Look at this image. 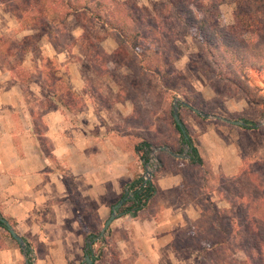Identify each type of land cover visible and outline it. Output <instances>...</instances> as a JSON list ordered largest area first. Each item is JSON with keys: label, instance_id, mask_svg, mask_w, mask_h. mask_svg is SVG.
I'll return each mask as SVG.
<instances>
[{"label": "crops", "instance_id": "0c3cea01", "mask_svg": "<svg viewBox=\"0 0 264 264\" xmlns=\"http://www.w3.org/2000/svg\"><path fill=\"white\" fill-rule=\"evenodd\" d=\"M109 33L104 47L111 54L120 44L110 28ZM50 45L70 72L67 81L58 76L21 81L0 67L2 217L31 245L39 264H79L89 252H103V259L114 261L132 258L139 264H164L182 247L190 259H199L203 242L196 238V227L206 216L204 199L221 211L233 207L217 185H206L201 172L209 168L216 183L219 178L246 179L245 158L238 147L214 138L211 130L202 131L194 144L206 163L199 167L190 165V149L186 156L179 142L168 145L172 153L184 157L161 151L150 205L123 214L101 237L114 206L146 173V165L124 134L130 129L117 124V118L134 115V108L122 97L118 103L103 104L108 93L89 90L85 63L72 58L69 50L56 51ZM62 85L67 89L61 90ZM68 97L82 101V108L69 104ZM39 115L45 135L38 130ZM183 228L187 233L181 232ZM89 237L94 238L91 247ZM26 261L19 243L0 227V264Z\"/></svg>", "mask_w": 264, "mask_h": 264}, {"label": "rangeland", "instance_id": "374dc122", "mask_svg": "<svg viewBox=\"0 0 264 264\" xmlns=\"http://www.w3.org/2000/svg\"><path fill=\"white\" fill-rule=\"evenodd\" d=\"M253 1L120 0L135 10L139 20L145 19L142 34L146 33V40L140 44L152 52L158 51L162 58L166 57V61L172 60L166 67L168 77L164 80L165 85L170 88L168 91L156 84L157 81L147 91L143 82L138 80L136 53L139 50L132 45L122 43L111 54L105 52L104 45L110 38L109 28L93 21L86 11L71 14L64 28H25L27 24L33 23L32 20L41 23V14L48 15L42 10L43 6L29 8L27 0H0V67L5 72L10 71L13 77L21 81L48 80L55 76L67 81L70 72L68 68L64 69V62L59 61L50 44L56 51L69 50L72 58L85 63L89 90L99 89L102 95L108 93L104 96L103 104L109 106L118 103V98L122 97V102H130L133 106L134 115L119 121L117 118V124L130 129L124 134L134 146L142 139L152 143L150 160H158V168L152 181L160 167L161 147L176 146L179 142L181 151H186L185 155L188 156L189 147L181 143V134L173 122L174 104L178 103L177 112L187 135L195 145L199 143V136L204 131L211 130L214 138L225 140L229 145L233 141L238 147V152L245 158L246 176V179L241 178L240 188L250 194L240 200V205L254 207L248 199L255 198L254 202L258 203L256 206L264 207V199H260L264 194V49L260 53L257 50V45L264 44V13L256 8L258 3L250 4ZM168 2L191 6L194 18L185 16L187 21L179 22L172 13L173 6L170 7ZM10 8L19 11L21 21ZM216 12L217 18L214 15ZM203 20L207 24L200 29ZM243 44H246L245 47ZM240 47L244 51L238 53L237 48ZM242 58L250 60L253 65L251 69L242 68ZM145 62L148 67H156L153 56L147 57ZM162 71L165 72V69L162 68ZM242 76H245V80ZM230 79H233V84ZM45 82L43 85L47 88ZM64 89L67 86L62 85L61 90ZM68 99L69 104L72 102L73 106H77L75 108H82V101ZM185 104L209 117L197 115ZM111 117L114 120V116ZM36 118L40 134L45 135L46 127L40 124L41 115ZM223 119L256 123L243 130ZM43 139L47 144L46 138ZM201 173L204 177L205 172L202 170ZM222 181L220 189L224 191V195L236 198L234 186L228 184L227 180ZM219 183L208 175L206 185ZM204 205L206 207L208 204ZM198 223L205 228L203 218ZM181 232L187 233V229L183 228ZM93 239L89 237L87 245L92 246ZM187 241L189 243L190 240ZM188 252L182 247L176 255L163 263L198 264L199 259H190ZM25 253L26 263L39 264L32 249ZM89 256L92 264H139L132 258L119 260L120 262L103 259V252L101 257L95 253ZM67 264L75 263L68 261ZM79 264L88 263L84 260Z\"/></svg>", "mask_w": 264, "mask_h": 264}, {"label": "trees", "instance_id": "16d2710c", "mask_svg": "<svg viewBox=\"0 0 264 264\" xmlns=\"http://www.w3.org/2000/svg\"><path fill=\"white\" fill-rule=\"evenodd\" d=\"M27 1L29 8L43 6L42 10L47 12L48 15L44 16L45 14H41L40 17L43 16L40 20L41 23H35L32 20L31 22L33 23L27 24V26H24L25 28H64L67 24L66 22L68 17L71 14L79 11H86L93 21L107 25L112 30L114 38L120 45L122 43H127L132 45V47L136 50H139V52L136 53V77L138 80L143 82L147 91H149L150 86L155 84L156 81V84H160L164 90L168 91V89H170L165 85L164 80L168 77L166 67L172 60L166 61V57L162 58L158 51L152 52L150 49H145L143 45L140 44L141 41L146 40L144 35L146 33L144 32V34H142L144 29L143 22H145V19L142 18L139 20L135 15V10L131 6L129 7L127 4L120 2V0ZM168 3L170 7L173 6L172 13L177 16L179 22L187 21L185 16L190 19L194 18L191 6L189 7V5L186 6V4L182 3ZM255 3H258V7L256 8L264 13V0H254L253 3L250 2L252 5ZM198 10L202 12L204 11L203 9ZM11 11L21 21L20 15L18 14L19 11L13 9H11ZM216 14L217 12L214 14L217 18ZM194 20L196 21V18ZM206 24V21L203 20L200 23V29L205 28ZM49 32H51V29ZM245 45L246 44H243L242 46L245 47ZM257 46V50L260 53V50L264 49V44ZM241 51H244V49L241 47L239 49L237 48L238 53ZM235 54L237 56L236 52ZM152 56L155 58V68L148 67L145 62L147 57ZM241 62L244 70L248 67L251 69L253 66L247 58H242ZM162 68L165 69V72L162 71ZM255 69L256 68H253V70ZM242 79L245 80V76H242ZM230 80L233 84V79ZM143 85H141L142 88L144 87ZM166 91H164V93H166ZM246 94L249 96V93ZM173 122L176 129L181 134V143L188 145L190 149V165L205 167L206 163L199 155L192 138L188 137V139H185L182 129L176 124L175 120H173ZM244 123V128H251V125L256 122L245 120ZM184 129H186L185 126ZM152 148V143L146 139H142V141L135 146L136 153L140 156V159L145 165L148 164L151 159ZM180 150H182L181 147ZM203 170L206 175H204L205 181L208 180V175L215 178L209 168H205ZM217 180L220 182L219 185L216 186L217 188L220 189L222 186V180H227L228 184L234 186L237 191V195L236 198L230 197L231 195H225L233 206L232 211H221L208 199H204L206 200L205 203L209 205V208L208 205L206 207L204 205L206 216L204 215L202 218L205 220V228L204 226L202 227L201 223H198L196 227V238L198 241L203 242V245H201L202 251L200 250L198 264H264V207H257L256 205H258V203L254 202L256 201L255 198L248 199V201H252L250 205L253 204L255 205L254 207H245V205H240V200L250 196V194L248 195L243 188H240L242 183L241 178L238 180L219 178ZM130 188L133 189V196L122 207L121 212L124 214L144 210L150 205L155 197L156 187L153 182H148L145 186H143V181L139 178L133 181ZM220 190L223 191L222 189ZM257 197H259V195H257ZM260 199H264V194L260 196ZM242 204H244L243 201ZM0 216H2L1 213ZM0 227L6 229L1 222ZM205 229L206 233L204 234ZM96 236H99V234ZM30 247L31 246L27 244V251L30 250ZM196 248H200V243L199 245L196 244ZM89 253L91 255V252ZM101 255L102 253L100 254V257ZM240 255L242 256L239 257Z\"/></svg>", "mask_w": 264, "mask_h": 264}, {"label": "water", "instance_id": "95a60500", "mask_svg": "<svg viewBox=\"0 0 264 264\" xmlns=\"http://www.w3.org/2000/svg\"><path fill=\"white\" fill-rule=\"evenodd\" d=\"M186 107L192 109L196 114L204 116V117H209V115H206L204 113H202L201 111H199L198 109L192 108L190 105L185 104ZM174 120L176 122V124L182 129V133L185 136V139H188V135L186 132V129H184V124L181 121V118L177 112L178 108H179V104L175 103L174 104ZM225 122L232 124V125H238V126H244L245 123L242 121H232V120H228V119H223ZM160 151H169L170 153H172L167 146H164L162 148L159 149ZM172 155H174L175 157H184L183 155H178V154H174L172 153ZM129 200V196L127 194L124 195V197L114 206L112 214L110 216V218L106 221L102 232H101V237L107 232V230L109 229V227L111 226V224L113 223V221H115L117 218H119L120 216H122L124 213H121L120 210L122 209V207L124 206V204ZM0 222L4 225V227L8 230V232L11 234L12 238L15 239L19 245L22 247V249L25 251H27V243L25 242V240L19 236L16 231L14 230V228L11 226V224L2 216H0ZM91 247V246H89ZM85 261L88 264H92V260L90 259L89 256H86ZM26 264H29V262H27Z\"/></svg>", "mask_w": 264, "mask_h": 264}, {"label": "built area", "instance_id": "2783aa9c", "mask_svg": "<svg viewBox=\"0 0 264 264\" xmlns=\"http://www.w3.org/2000/svg\"><path fill=\"white\" fill-rule=\"evenodd\" d=\"M157 168H158V160H150L149 163L146 164V169L147 170H146V173L143 176L144 178L142 179L143 186H145L148 182H153L152 181L153 175L156 172ZM126 194L129 196V200H130L132 198V196H133V189L128 187V189L126 191Z\"/></svg>", "mask_w": 264, "mask_h": 264}]
</instances>
